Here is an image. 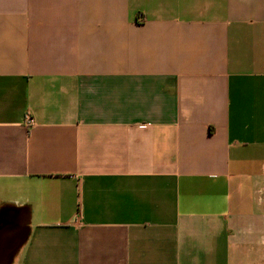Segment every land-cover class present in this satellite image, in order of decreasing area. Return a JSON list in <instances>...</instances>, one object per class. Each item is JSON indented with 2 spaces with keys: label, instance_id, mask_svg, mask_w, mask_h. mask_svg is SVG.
<instances>
[{
  "label": "crops",
  "instance_id": "0c3cea01",
  "mask_svg": "<svg viewBox=\"0 0 264 264\" xmlns=\"http://www.w3.org/2000/svg\"><path fill=\"white\" fill-rule=\"evenodd\" d=\"M0 225L12 264H264V0H0Z\"/></svg>",
  "mask_w": 264,
  "mask_h": 264
},
{
  "label": "water",
  "instance_id": "95a60500",
  "mask_svg": "<svg viewBox=\"0 0 264 264\" xmlns=\"http://www.w3.org/2000/svg\"><path fill=\"white\" fill-rule=\"evenodd\" d=\"M28 235V225H0V264H12Z\"/></svg>",
  "mask_w": 264,
  "mask_h": 264
},
{
  "label": "built area",
  "instance_id": "2783aa9c",
  "mask_svg": "<svg viewBox=\"0 0 264 264\" xmlns=\"http://www.w3.org/2000/svg\"><path fill=\"white\" fill-rule=\"evenodd\" d=\"M26 119L29 125H34V121L30 117H26Z\"/></svg>",
  "mask_w": 264,
  "mask_h": 264
}]
</instances>
